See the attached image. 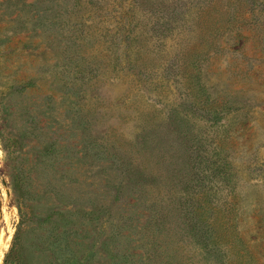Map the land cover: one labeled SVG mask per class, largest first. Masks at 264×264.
Instances as JSON below:
<instances>
[{
    "label": "rangeland",
    "instance_id": "374dc122",
    "mask_svg": "<svg viewBox=\"0 0 264 264\" xmlns=\"http://www.w3.org/2000/svg\"><path fill=\"white\" fill-rule=\"evenodd\" d=\"M217 1L0 0V264H264V0L188 79Z\"/></svg>",
    "mask_w": 264,
    "mask_h": 264
},
{
    "label": "trees",
    "instance_id": "16d2710c",
    "mask_svg": "<svg viewBox=\"0 0 264 264\" xmlns=\"http://www.w3.org/2000/svg\"><path fill=\"white\" fill-rule=\"evenodd\" d=\"M231 0H218L222 5L217 13L212 17H207L206 14L202 18L201 28L199 33L198 45H191V38H189L188 45L186 48L187 57L189 60L196 55L195 59H192L190 66L188 79L197 77V71L199 67L203 65V62L208 59L210 52L217 48V40L223 33L229 31L236 25L241 24L245 21L246 15L254 11L249 9L245 3H238L235 7H230ZM212 5V4H211ZM209 6V9L211 8ZM248 11V12H247ZM191 37V36H190ZM193 39V38H192ZM196 52V53H193ZM196 64V66H195ZM192 67V69H191ZM202 90H204L202 88ZM219 147L216 145V148ZM222 198V197H221ZM207 206L211 207L212 210L205 208L204 213H209V218L213 219V227L215 228V238L217 241L227 249V253L236 256H247V252L241 247V240L237 232V224L234 221L235 199H219V203L215 205L213 203H207ZM5 264H9L6 259Z\"/></svg>",
    "mask_w": 264,
    "mask_h": 264
},
{
    "label": "water",
    "instance_id": "95a60500",
    "mask_svg": "<svg viewBox=\"0 0 264 264\" xmlns=\"http://www.w3.org/2000/svg\"><path fill=\"white\" fill-rule=\"evenodd\" d=\"M0 236H1V229H0Z\"/></svg>",
    "mask_w": 264,
    "mask_h": 264
},
{
    "label": "bare ground",
    "instance_id": "6f19581e",
    "mask_svg": "<svg viewBox=\"0 0 264 264\" xmlns=\"http://www.w3.org/2000/svg\"><path fill=\"white\" fill-rule=\"evenodd\" d=\"M2 240V239H1Z\"/></svg>",
    "mask_w": 264,
    "mask_h": 264
}]
</instances>
